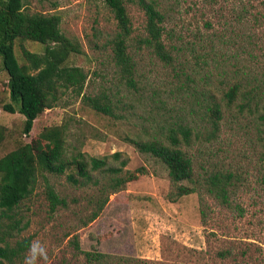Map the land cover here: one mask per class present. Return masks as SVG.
Returning <instances> with one entry per match:
<instances>
[{
  "label": "rangeland",
  "instance_id": "1",
  "mask_svg": "<svg viewBox=\"0 0 264 264\" xmlns=\"http://www.w3.org/2000/svg\"><path fill=\"white\" fill-rule=\"evenodd\" d=\"M165 12L163 42L173 59L166 63L135 41L145 33L143 11L133 3L126 8L132 23L129 50L135 66L136 88H127L111 59L110 41L116 31L113 13L102 0H31L30 10L60 16V29L77 43L80 52L68 64L84 69L83 93H108L117 103V117L87 106L81 95L68 91L58 106L45 109L29 134L24 116L3 109L9 102L7 75L0 62V124L5 138L0 157L20 144L35 141L45 127L67 125L68 151L106 157L121 174L143 167L144 172L113 191L109 172L90 170L84 183L74 184L67 174L45 173L66 206L51 210L45 182L21 202L17 215L26 226L12 241L30 237L48 250L47 264H86L72 245L84 251L136 257L146 264H264V161L247 111L233 105L224 111L216 138L194 140L193 153L210 163L224 162L240 174L235 200L242 215L198 192L169 199L171 184L165 165L140 153L127 138L164 139L170 123L178 121L205 133V106L209 95L224 103L227 88L244 77L264 75V0H162ZM22 48L42 52L44 45L17 39L15 55L24 63ZM228 119V120H227ZM120 152L118 159L111 155ZM204 210V214L201 213ZM230 249L231 256L217 252ZM21 258L2 264H24ZM43 264V262H42Z\"/></svg>",
  "mask_w": 264,
  "mask_h": 264
},
{
  "label": "trees",
  "instance_id": "2",
  "mask_svg": "<svg viewBox=\"0 0 264 264\" xmlns=\"http://www.w3.org/2000/svg\"><path fill=\"white\" fill-rule=\"evenodd\" d=\"M102 1L110 8L116 21V31L110 41L112 63L125 86L135 89L136 62L129 50L132 23L126 4L137 5L145 16L146 35L137 39L135 44L149 48L166 63L173 59L162 38L168 13L165 12L162 0ZM30 2L0 0V62L7 75L10 99L3 109L24 116L23 133L27 135L34 120L45 109L58 106L68 91L81 95L83 102L93 110L117 117L115 109L118 105L110 94L83 93L87 74L82 67L68 64L71 54H77L80 48L74 40L62 33L60 16L31 11ZM17 39L39 42L44 45L43 51L38 53L22 48L24 63L21 64L14 51ZM209 98L205 106L208 124L205 133L200 130L194 132L192 126L175 121L170 123L163 140L153 137L145 140L127 138V141L140 153H147L165 165L171 184V201L198 192L201 200L204 195H208L219 205L241 216L242 209L234 196L241 185L240 174L224 162L210 163L197 157L192 146L194 140L200 139V134L205 135L206 140L216 138L225 118L224 111L231 116V109L235 105L239 114L247 111L248 116L252 117L249 122L257 141L262 142L264 147V75L254 73L231 84L223 94V105L212 94ZM66 130V124L45 127L35 141L22 143L0 157V264L21 258L30 245V237L18 241H12V238L26 226L22 217L17 215V209L34 192L40 177L45 182V194L51 210L67 205L66 199L58 196L45 173L63 175L71 167L74 172L67 174V179L79 184L89 179L90 170L104 168L109 172L111 189L116 191L137 173L144 172L143 167H138L121 174L126 160L121 161L120 167H114L107 164L106 157L97 158L86 156L80 151H68ZM4 138L5 127L0 124V142ZM111 156L118 159L120 152ZM260 159L264 161V150L260 153ZM201 213L204 214L203 209ZM72 245L83 254L86 264H146L145 260L136 257L84 251L75 239H72ZM217 255L224 259L231 256V251L220 250Z\"/></svg>",
  "mask_w": 264,
  "mask_h": 264
},
{
  "label": "clouds",
  "instance_id": "3",
  "mask_svg": "<svg viewBox=\"0 0 264 264\" xmlns=\"http://www.w3.org/2000/svg\"><path fill=\"white\" fill-rule=\"evenodd\" d=\"M48 250L39 241H32L28 247V253L24 258V264H47Z\"/></svg>",
  "mask_w": 264,
  "mask_h": 264
}]
</instances>
